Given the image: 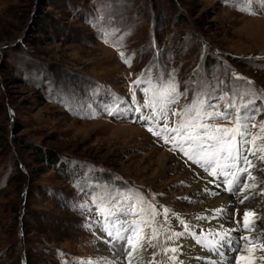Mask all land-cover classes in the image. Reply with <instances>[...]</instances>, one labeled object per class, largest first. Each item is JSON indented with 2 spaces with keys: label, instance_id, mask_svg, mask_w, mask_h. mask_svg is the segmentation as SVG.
Masks as SVG:
<instances>
[{
  "label": "rangeland",
  "instance_id": "1",
  "mask_svg": "<svg viewBox=\"0 0 264 264\" xmlns=\"http://www.w3.org/2000/svg\"><path fill=\"white\" fill-rule=\"evenodd\" d=\"M238 8L239 0H0V264H127L121 247L104 248L102 231L113 228L106 204L128 209L141 198L137 215L122 219L137 222L136 264L177 263L164 251L179 243L168 239L181 233L170 225L179 216L204 226L191 216L206 194L188 179L201 185L198 166L148 130H161L165 120L146 102L158 112L153 98L173 86L170 129L195 116H184L195 97L206 111L216 110L208 103L223 111L234 96L237 107L241 98L254 101L256 139L248 148L257 153L250 157L259 187L241 206L264 204L256 194L264 189V10ZM98 28L115 35L105 43ZM230 111L231 120L200 123L234 128ZM141 115L150 126L135 118ZM162 154L171 159L158 165ZM148 205L160 215L142 223L152 220ZM227 214L229 221L233 211ZM263 253L256 250L250 263Z\"/></svg>",
  "mask_w": 264,
  "mask_h": 264
},
{
  "label": "snow or ice",
  "instance_id": "2",
  "mask_svg": "<svg viewBox=\"0 0 264 264\" xmlns=\"http://www.w3.org/2000/svg\"><path fill=\"white\" fill-rule=\"evenodd\" d=\"M253 5L258 6L261 10H264V0H239V8L241 12H245L251 15L261 14L260 12L253 9ZM100 31L101 36L104 39L105 43H108L109 39L115 35V32H107L104 30ZM123 39V37H121ZM114 43L118 44L119 41H114ZM121 57H124V53H120ZM124 62L126 64H130L129 59H125ZM236 79H244L243 77H236ZM137 84L140 83V80L136 81ZM175 87L171 88V91L167 92L165 95H161L159 97H154L153 100L159 101V111L157 112L155 104H149L146 102L145 107L152 106L153 113L152 115L159 121L160 119L165 120V124L163 128L159 131H153L152 128H149V131L153 132V135L157 137H162L164 143H169L170 140L173 143V147L170 150L179 151L183 153V155L187 156L189 160H191L194 164L200 165L209 175L212 176H223L224 183L228 185L227 191L231 193L233 196H236L238 202L243 204L245 201L250 199L248 195H241L244 191L256 188L257 185L254 183L255 176L249 171L250 167H253V162L249 160V156H256V152L250 151L248 145L252 142V140L256 139L255 137H251V130L255 128L256 125L252 123L255 117V113L258 111L256 108H250L249 106L254 103V101L243 100L241 98L240 106L237 107L235 96L232 100L229 101L227 106L223 111L218 109L217 105L208 103V109H216L215 111H206L204 110L205 102L201 100L199 97H195L193 103L188 105L184 109V116H187L188 113L195 112V116H192L190 119L184 120L180 123L178 127L168 128L167 125V117H168V106L172 103H175ZM135 100V97H133ZM218 99H224V97H218ZM234 110L236 114V126L234 128H212L208 124H202L200 121L202 119H212L215 120L217 118L222 119H232V111ZM139 112V109H136ZM109 114H114L111 110H109ZM173 115H179V113H173ZM141 120H145L146 117L143 115L140 116ZM261 131H264V125H261ZM172 132L176 133V136H171ZM177 137H179V141L177 142ZM220 153H223V156H219ZM223 159L226 161L225 164L221 165L220 160ZM260 160H264V156L258 157ZM240 164L241 167L239 169L241 175H243V181L241 180V176L236 175L234 172L226 171L225 169H233ZM246 165V167L244 166ZM217 168H219V173L217 172ZM231 176V178H229ZM248 180H252L253 183L249 184ZM219 187V185H217ZM212 195H217L218 193H211ZM264 195V189H261L260 193ZM115 200V198H113ZM93 203L96 204V198L93 199ZM145 201L141 198L134 202V204L129 205L128 209H120L117 208L116 203L108 202L106 207L108 208V215L116 216V221L113 222V228H115V223L119 222L121 227L113 228L105 227L103 230L106 232L109 239L105 240V243L115 246L117 243H122V251L124 253V257L127 260V264H132V257L134 254H138L139 249L133 246V238L137 234V222L135 220L127 221L120 220V215L123 216H136L137 212L134 210L135 204H143ZM99 207V205H97ZM80 207H87V205H81ZM149 209H152L150 212L151 221L143 220L142 223H151L155 221V217L160 215V213L156 212L152 205H148ZM115 209V211H113ZM141 213L146 212V209L141 208ZM229 209L227 207L218 208L214 210V217H218L227 213ZM119 213V214H118ZM169 213L168 209H164V215L167 216ZM237 210L233 209V215H237ZM257 214L253 210H248L243 212L242 220L236 221V227L232 229H223L222 231L209 233L208 235L212 237L209 240L207 237H201L199 239H195V234L193 237L195 242L200 244L201 247L205 250H209L210 254H214L216 256L221 257V261L225 259L224 249L227 248L228 251L236 252L240 255H243L242 249L251 250L249 246L253 245L254 242L259 243L260 249L264 250V228H260L259 231H256L257 224L255 220L249 222L250 217H255ZM203 218V217H201ZM179 219V218H178ZM183 223V221H181ZM126 225V226H125ZM91 227V225H88ZM157 229H153V235L149 238L148 243L149 246L155 248L156 245L151 243V240L156 238ZM188 232V226L185 225L184 233H173L172 236H169L168 239L172 240L173 238L178 239L182 235ZM233 232H240V236H233ZM255 233V234H253ZM143 247V245H141ZM146 250V249H145ZM165 254L168 251L176 254L175 256L169 257L175 261L178 259L180 248L173 247L171 249H164ZM158 253H152V257L154 258ZM203 260H207V264H221V261L212 260L210 258H198ZM261 260H264V256L260 257ZM83 264H101V262L96 261H86ZM103 264H114V262L105 261ZM151 264V262H150ZM230 264V262H229Z\"/></svg>",
  "mask_w": 264,
  "mask_h": 264
},
{
  "label": "bare ground",
  "instance_id": "3",
  "mask_svg": "<svg viewBox=\"0 0 264 264\" xmlns=\"http://www.w3.org/2000/svg\"><path fill=\"white\" fill-rule=\"evenodd\" d=\"M260 54H264V52H262ZM168 158H170V156L167 154L160 155L157 159L158 165L164 163L165 162L164 160L168 159ZM173 161L175 162V160H173ZM174 164H176L175 167H177V168L180 167L177 163H174ZM253 165H254V162H253ZM188 179L194 183L195 188H199L201 186L202 190L206 194V200L203 201V204L199 208H197L195 210L194 215L191 216L192 220L197 221V219H198L200 221V219H202L204 221V223H203L204 226L201 224L202 226L195 227L191 223H189V225H187L188 226V232L186 234L182 235L181 237H179L178 247L180 248V253H179L178 259L176 260V262H177L176 264H200V259H198V258L204 257L208 254L206 253L205 249H203L201 247L200 244L195 242V239H199L201 237H207L209 240H211L212 237L208 235L209 233H211L210 230L211 231H216V230L222 231L223 229L235 228L236 226L234 225V221H241V224H242L243 223L242 214L245 211L253 210L257 214L255 217H250L249 221L255 220V222H256L257 218L259 217L258 219H260V221L256 222V224L258 226L256 231H259L260 228H264V215L260 214V209H259V207L261 208L262 206H264V204H261L259 201H257V202H251L249 204H244L241 206V204H239L237 198L233 199V198L227 197L223 194H220L218 196H212L211 191H213V189L208 187L206 183L201 182V185H200V183H198V182L195 183L191 177ZM255 181H256V179H255ZM251 183H253V182H250V184ZM250 190L251 189H249L247 191L250 192ZM247 191H244L245 194L250 195L247 193ZM243 193L241 195V198L243 195H245ZM224 207H227L229 209L228 212H231V211H233V209H235V210H237L238 214L237 215L232 214L229 221H228V218L224 217V214L213 218L214 217V210H216L218 208H224ZM169 215H172V214H168L167 216H169ZM177 217L179 219L178 218L174 219L173 224L170 226L176 230L175 232L180 230L181 233H184L186 224L184 221H183V223H181L182 220H180L179 216H177ZM201 217H203V218H201ZM193 230L195 232H192ZM238 233L239 232H233V235H235V234L238 235ZM193 234H195V239L193 237ZM253 234H255V233H253ZM254 243H253V245L249 246L251 248V250H248V252L245 249H242L243 255L238 254V260L235 264H258L256 262L257 260L250 263V258L253 256L254 252L256 250L260 249V245L255 247ZM262 243H264V241H262ZM136 256L137 255H134V258L132 259V264L138 263V260H136ZM230 264H233V263L230 262ZM259 264H264V260L262 262L260 261Z\"/></svg>",
  "mask_w": 264,
  "mask_h": 264
}]
</instances>
